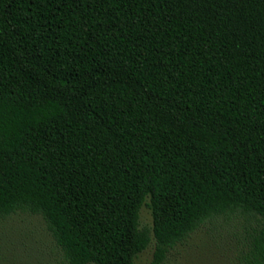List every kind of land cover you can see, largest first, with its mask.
Returning a JSON list of instances; mask_svg holds the SVG:
<instances>
[{"label": "trees", "instance_id": "trees-1", "mask_svg": "<svg viewBox=\"0 0 264 264\" xmlns=\"http://www.w3.org/2000/svg\"><path fill=\"white\" fill-rule=\"evenodd\" d=\"M17 212L62 264H134L150 233L161 264L219 218L264 264V0H0V220Z\"/></svg>", "mask_w": 264, "mask_h": 264}, {"label": "rangeland", "instance_id": "rangeland-1", "mask_svg": "<svg viewBox=\"0 0 264 264\" xmlns=\"http://www.w3.org/2000/svg\"><path fill=\"white\" fill-rule=\"evenodd\" d=\"M139 227L151 232L149 210L139 211ZM139 253L134 264H151L154 240ZM246 230L239 218H219L205 223L168 251L161 264H246ZM0 264H62L41 216L17 212L0 220Z\"/></svg>", "mask_w": 264, "mask_h": 264}]
</instances>
